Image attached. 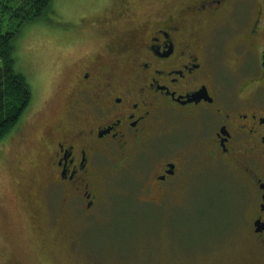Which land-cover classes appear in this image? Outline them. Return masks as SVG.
I'll return each mask as SVG.
<instances>
[{"label": "flooded vegetation", "instance_id": "af4514ba", "mask_svg": "<svg viewBox=\"0 0 264 264\" xmlns=\"http://www.w3.org/2000/svg\"><path fill=\"white\" fill-rule=\"evenodd\" d=\"M134 1L117 0L113 11L103 9L82 19L80 28L62 39L65 49L86 43L94 52L92 58L74 63L57 116L41 129L44 203L36 210L27 202V218L36 229L42 221L60 223L96 210L104 177L127 171L135 154L152 145L156 165L150 176L161 189L158 201L165 198L183 178L185 160L173 145L180 155H158L155 149L162 141L181 139L189 144V154L206 160L208 170L222 166L239 181L255 258L251 264H264L261 0H248L259 8L235 44L236 70L230 76L218 71L213 34L231 22L229 13L242 0H196L182 12L148 15L143 22L134 18ZM248 55L258 58L259 71L241 72L248 67ZM25 132L23 121L18 147ZM146 175L141 174V189L150 185ZM0 220L2 233L15 230L8 216ZM5 251L2 246L0 264H13Z\"/></svg>", "mask_w": 264, "mask_h": 264}, {"label": "rangeland", "instance_id": "374dc122", "mask_svg": "<svg viewBox=\"0 0 264 264\" xmlns=\"http://www.w3.org/2000/svg\"><path fill=\"white\" fill-rule=\"evenodd\" d=\"M116 1L52 0L42 20L20 29L14 43L16 69L30 82L33 98L16 128L0 142V219L8 216L16 225L8 235L0 226V248L5 246V256L13 264H251L255 258L245 191L228 169L214 166L208 170L206 160L189 154V144L181 139L162 141L155 149L168 157L180 151L185 160L183 178L165 198L158 201L161 189H156L150 176L156 165L152 145L145 153L135 154L127 171L104 177L102 203L96 210L60 223L42 221L36 229L27 218V202L32 201L36 210L44 203L40 195L44 175L39 158L41 129L56 118L74 63L92 58L94 52L86 43L65 49L62 39L68 31L79 29L82 19L103 9L113 11ZM194 1L136 0L134 18L143 22L148 15L168 16ZM259 4L263 17L264 0ZM257 7L248 0L235 3L229 13L231 22L213 34L220 73L230 76L228 72L236 70L235 44ZM246 58L248 67L241 72L260 70L257 57ZM262 94L264 98V90ZM23 121L26 135L18 147L17 130ZM141 174L149 179L146 189H141ZM56 198L54 194L52 200Z\"/></svg>", "mask_w": 264, "mask_h": 264}, {"label": "trees", "instance_id": "16d2710c", "mask_svg": "<svg viewBox=\"0 0 264 264\" xmlns=\"http://www.w3.org/2000/svg\"><path fill=\"white\" fill-rule=\"evenodd\" d=\"M51 3L0 0V142L16 128L33 98L30 82L16 69L15 40L21 28L46 16Z\"/></svg>", "mask_w": 264, "mask_h": 264}]
</instances>
